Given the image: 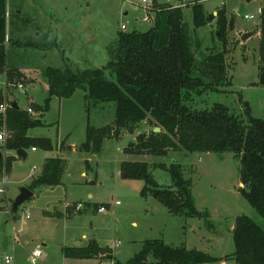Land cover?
Instances as JSON below:
<instances>
[{
	"label": "rangeland",
	"instance_id": "1",
	"mask_svg": "<svg viewBox=\"0 0 264 264\" xmlns=\"http://www.w3.org/2000/svg\"><path fill=\"white\" fill-rule=\"evenodd\" d=\"M6 1L12 7L29 5L26 15L32 19L26 23L34 25L31 30L39 28L49 37L43 35L34 40L32 34L29 40H25L10 35L20 25L16 26L15 17L9 19L6 66L18 69L25 77H16L15 84L8 87L6 74L0 76V103L17 102L22 110H33L31 117H39L41 113L33 105L43 106L48 98V81L44 76L47 68H70L76 72L102 69L110 61V51L115 47L120 31L146 32L155 24L158 6H181L197 57L203 59L205 55L226 50L230 66L231 85L222 92L209 91L192 104L199 108H212L215 103H220L247 118V103L250 115L264 120V88L255 85L259 80L260 39L257 34L246 41L241 39V34L258 30L259 9H263L264 0H157L158 6L150 0L153 2L150 8L143 0ZM195 3H203L206 14L214 18L212 23L197 30L192 10ZM242 5L244 10L240 15L236 11ZM221 10L227 12L235 25L234 31L229 32L225 49L216 38L215 18ZM247 15L255 18L248 20ZM145 17L148 21L143 20ZM52 19L56 23L53 29L50 26ZM82 97V92H79L69 100L54 98L50 109L42 115L46 126L28 132L29 136L50 138L54 144L53 151L27 150L25 159L17 157L15 151H7L3 158L5 163L9 157H14L8 190L6 194H0V199H3L0 203L6 198L15 200L22 188H28L33 174H40L47 158L66 161V168L62 184L35 189L33 204L21 206L15 219L12 218L14 200L7 205L12 216L0 209V264H5L6 257L12 258L11 264H31L30 253L36 248L43 253L38 264H111L110 261L73 260L62 256L65 247L84 246L83 234L88 238L97 236L99 243V240H104L100 243L102 247L114 244L115 251L123 249L120 260L124 264L149 239H164L173 246H186L211 256L225 257L235 251L233 230L238 217L248 216L264 230V219L239 191L242 187L240 159L233 154H191L172 149L165 155L151 151L133 156L125 154L130 144H139L151 137L155 122L149 119L142 122L134 133L124 130L119 140H106L100 154L83 152L81 145L86 141L88 123L103 127L110 125L114 116L110 112L92 111L93 104L85 102ZM3 129L0 127V131ZM61 147L74 151L62 152ZM127 160L146 162L154 167V179L161 186H171L172 181L159 166L168 167L172 162L181 164L185 178L193 184L197 210L208 214L209 218L173 216L155 199L143 198V181L125 180L119 175L122 162ZM117 201L120 206L115 205ZM66 203H81L82 213L72 218L47 216L48 211L51 215L54 210L65 212ZM103 204L111 205L109 218L95 210L97 205ZM118 208L125 210L116 213ZM132 222L137 225H132ZM106 232L108 236L103 238ZM148 263L154 264L155 259L149 257ZM225 264L236 263L228 261Z\"/></svg>",
	"mask_w": 264,
	"mask_h": 264
},
{
	"label": "trees",
	"instance_id": "2",
	"mask_svg": "<svg viewBox=\"0 0 264 264\" xmlns=\"http://www.w3.org/2000/svg\"><path fill=\"white\" fill-rule=\"evenodd\" d=\"M154 4L157 5V0ZM192 10L196 30L214 20L206 14L203 3H195ZM156 12L155 24L150 30L118 33L106 67L77 72L70 68H47L44 76L48 81V98L43 106L33 105L41 113L39 117L33 118L28 110L11 107L6 120L0 115V127H6L10 133L7 150L16 152L35 148L53 151L54 144L50 138L32 137L28 132L46 126L42 115L50 109L54 98L69 100L82 92V99L93 104L92 111L110 112L114 116L113 122L103 127L88 123L86 141L81 145L83 152L100 154L106 140H119L122 131L134 133L142 122L152 120L155 128L161 131L156 133L154 128L147 141L130 144L125 154L133 156L151 151L156 155H165L170 149L191 154H233L240 159L242 187L239 191L264 219V120L252 117L247 103V118L220 103H215L212 108L195 107L192 102L195 104L196 98L209 91L222 92L231 85L226 50L199 59L184 22L183 7L158 6ZM7 13V1L0 0V76L6 74L9 87L15 84L16 77H25V74L6 66V43L10 42ZM215 20L216 38L225 49L229 32L235 28L234 21L225 10L219 11ZM259 31V80L255 85L264 88V7ZM65 150L71 151V148ZM13 158L0 162V179L4 174L8 179ZM159 167L170 175L171 186L159 185L152 173L154 167L146 162H122L120 176L125 180L143 181L145 185L141 196L155 199L173 216L209 218L208 214L197 210L193 184L185 178L183 166L172 162L168 167ZM65 168L66 161L48 159L28 189L34 192L39 187L61 185ZM77 204L81 203L67 207V216L82 213V210L76 211L73 207ZM100 206L108 207L104 204L96 208ZM47 216L51 214L47 213ZM233 239L235 251L225 257L188 250L186 246H172L163 239H149L125 264H149V257L155 259L154 264H216L228 261L264 264V230L256 222L248 216L238 217ZM62 252L66 259H95L124 264L113 256L111 248H103L95 240L86 247H66Z\"/></svg>",
	"mask_w": 264,
	"mask_h": 264
},
{
	"label": "crops",
	"instance_id": "3",
	"mask_svg": "<svg viewBox=\"0 0 264 264\" xmlns=\"http://www.w3.org/2000/svg\"><path fill=\"white\" fill-rule=\"evenodd\" d=\"M7 7H8V13H9V19L10 18H12V17H15V24H16V26H17V24H19L20 25V27H17L18 29H16V30H14L13 32L11 31L10 32V35L11 34H13L14 36H18L19 38H21V39H25V40H29V38L32 36V34H33V36L35 37L34 38V40H39L43 35L46 37H49V35L47 34V32H42L41 31V29H39V28H37L38 30L36 31V30H34V29H30V27H34V25H30V26H28L29 24H27L26 23V21H28L29 22V20L30 19H32L31 17H29L28 15H26V10L29 8L30 9V7H29V5H14L13 7H12V5H11V3L10 4H8L7 3ZM262 9V8H261ZM12 12V13H11ZM9 19H8V21H9ZM56 25V23H55V21H54V19H52L51 20V22H50V26H51V28L53 29V27ZM9 29V28H8ZM9 31L10 30H8V36H10L9 35ZM258 35L259 36V39H260V31H259V28H258V30H256L255 31V34L254 35ZM30 40H32V39H30ZM33 137V136H32ZM36 137H41V136H36ZM61 150H62V152H64V151H66L65 149L63 150L62 149V147H61ZM33 151V150H32ZM35 151H37V150H35ZM71 151H74V149L73 150H71ZM48 159H51V158H47L46 159V161H45V163L47 162V160ZM45 163H44V165H45ZM43 165V166H44ZM43 168V167H42ZM41 171H42V169H41ZM41 173V172H40ZM85 175V174H84ZM119 175H120V172H119ZM34 177H36L34 174H33V176H32V180H33V178ZM31 183H32V181H31ZM0 200H3V199H0ZM10 200H14V198H6L5 199V202H2V203H0V209L3 211V212H6V213H9L11 216H12V214L8 211V208H7V205L9 204V202H10ZM117 202H119V201H117ZM116 202V203H117ZM71 203V202H70ZM70 203H66V205H65V207H66V209H67V207L70 205ZM116 203H115V205H116ZM33 204V203H32ZM104 205V204H103ZM105 205H108V207H107V211L108 212H106V213H98V208H96L95 210L97 211V213L98 214H102V215H104L105 216V218H109V216L111 215V213H112V211H111V205H109V204H105ZM120 205H121V203H120ZM120 205H117V206H120ZM56 207V206H55ZM125 209L124 208H118L117 210H116V213H121V212H123ZM47 213H51V211H48ZM56 213H58V214H63V216H58ZM77 215H80V214H77ZM75 216V215H74ZM51 217H61V218H72L73 216H67L66 215V211L65 212H62V211H60V210H54V212H53V214L51 215ZM12 218L13 219H15V216L13 215L12 216ZM132 225H134V226H136L137 224H136V222H132ZM93 231H96V230H93ZM108 236V233L106 232L105 234H104V236H103V238H106ZM82 237H83V239H85L86 240V242L85 243H82V245H84V246H82V247H86L91 241H93V240H95L99 245H100V243L102 242V241H104V240H99L100 241V243L98 242V239L96 238L97 236H93L94 238H88V236L87 235H85V234H83L82 235ZM164 240V239H163ZM169 245H172L173 246V244H169ZM101 246V245H100ZM45 247H47L46 245H45ZM102 247V246H101ZM109 248H111V250H112V252H113V256L117 259V260H119L120 262H121V257H120V255H122V253H123V249H120V250H117V251H115V246H114V244H112V245H110V246H108ZM142 247V246H141ZM66 248V247H65ZM104 248V247H103ZM188 248V247H187ZM64 249V248H63ZM188 250H190L189 248H188ZM137 251V250H136ZM62 256L64 257V255H63V252H62ZM65 258V257H64ZM66 259V258H65ZM111 262V264H114V262H112V261H110ZM1 263V262H0ZM216 264H225V262H220V263H216Z\"/></svg>",
	"mask_w": 264,
	"mask_h": 264
},
{
	"label": "built area",
	"instance_id": "4",
	"mask_svg": "<svg viewBox=\"0 0 264 264\" xmlns=\"http://www.w3.org/2000/svg\"><path fill=\"white\" fill-rule=\"evenodd\" d=\"M143 3L147 5V7L150 8L152 6V3L150 0H143ZM262 9H259V14L261 15ZM8 19H9V13H7ZM255 18L254 15H247L246 19L248 20H253ZM144 21H148V17H145L143 19ZM23 89V87L21 86ZM11 107L10 103L8 101H4L0 103V115L6 120L7 118V113L9 108ZM29 113H32L33 110L31 108L28 109ZM10 138V134L8 133L7 128L5 127L2 131H0V152L3 154V158L5 154L7 153V141ZM33 151L36 149L33 148ZM7 185H8V179L6 175L3 176V178L0 179V194H6L7 193ZM116 205H120V202H117ZM75 207L76 211L82 210L83 205L82 204H77L73 205ZM107 212V207L106 206H100L98 208V213H106ZM43 257L42 250L40 248H36L31 251L30 253V262L31 264H38L41 262ZM12 263V258L6 257L5 264H11Z\"/></svg>",
	"mask_w": 264,
	"mask_h": 264
},
{
	"label": "water",
	"instance_id": "5",
	"mask_svg": "<svg viewBox=\"0 0 264 264\" xmlns=\"http://www.w3.org/2000/svg\"><path fill=\"white\" fill-rule=\"evenodd\" d=\"M243 10H244V5L238 8L236 12L241 15ZM212 17L213 16H210V19ZM254 34H255V31L241 34V39L242 41H246L247 39L251 38ZM10 105H11V108L16 109V110L20 108L17 102H11ZM160 131L161 130L159 128L155 129L156 133H159ZM16 156L19 158L25 159L27 157L26 150L21 149V150L16 151ZM1 161H3V154L0 152V162ZM33 198H34V193L31 190H29L28 188H22L19 196L14 200L12 204V212L17 213L19 208L23 206L24 204L33 203L32 201Z\"/></svg>",
	"mask_w": 264,
	"mask_h": 264
}]
</instances>
